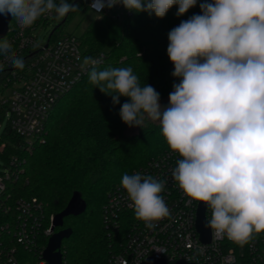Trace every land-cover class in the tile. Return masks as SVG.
<instances>
[{
    "label": "clouds",
    "instance_id": "9594fccd",
    "mask_svg": "<svg viewBox=\"0 0 264 264\" xmlns=\"http://www.w3.org/2000/svg\"><path fill=\"white\" fill-rule=\"evenodd\" d=\"M117 4L162 19L174 5L183 16L197 0H93L89 8L102 18L103 9ZM77 9L69 0H0V17L25 28ZM200 9L168 33L167 55L179 83L167 106L131 67L101 68L103 56L84 57L82 67L113 106L127 98L119 116L128 127L158 122L169 150L180 157L173 180L189 201L211 211L204 227L243 247L264 233V0H205ZM0 56L23 70L4 37ZM120 184L147 228L170 216L162 195L166 181L138 172L123 174Z\"/></svg>",
    "mask_w": 264,
    "mask_h": 264
},
{
    "label": "trees",
    "instance_id": "16d2710c",
    "mask_svg": "<svg viewBox=\"0 0 264 264\" xmlns=\"http://www.w3.org/2000/svg\"><path fill=\"white\" fill-rule=\"evenodd\" d=\"M201 2L205 0H197L196 6L179 17L178 6L174 5L162 19L147 12H131L121 20L106 14L100 18L95 13L97 17L79 36L64 34L65 23L55 40L75 35L85 57L105 54L106 62L101 68L131 67L141 85L153 86L161 101L169 96L173 84L179 83L172 76L174 65L167 55L168 33L182 20L200 14ZM76 7L68 19L79 10L84 14L92 12L85 0ZM126 100L121 97L120 103L113 106L111 97L94 88L86 75L54 107L44 143L28 151L25 140L9 125L0 138V156L6 163L13 156L26 159L23 179L9 188L14 199H38L45 205L48 217L62 212L75 193L86 202V210L65 218L61 228L73 231L62 245L67 264H108L112 253L125 244L129 232L124 227L111 236L106 230L103 207L109 194L120 185L123 174H132L169 150L159 124L148 123L138 133L124 135L128 126L120 119L119 111ZM3 221L0 218V225ZM46 244L47 240L42 239L40 248ZM27 258L30 264L41 260L33 252H28Z\"/></svg>",
    "mask_w": 264,
    "mask_h": 264
},
{
    "label": "built area",
    "instance_id": "2783aa9c",
    "mask_svg": "<svg viewBox=\"0 0 264 264\" xmlns=\"http://www.w3.org/2000/svg\"><path fill=\"white\" fill-rule=\"evenodd\" d=\"M82 1L69 2H76L74 6H78ZM85 1L89 8L93 0ZM130 13L122 4L102 10V15H112L119 20ZM69 14L42 39L38 30L57 20L52 16L41 17L29 28L11 19L4 36L25 66L23 70L17 69L0 56V63L4 65L0 70V106L6 109L10 128L25 140L28 151L35 144L44 143L46 125L54 107L87 75L82 67L85 56L79 38L71 34L55 40ZM100 56L104 64V53L94 58ZM179 158L168 150L132 173L166 181L162 195L171 214L156 222L154 228H147L135 218L121 184L109 194L103 207L106 230L111 236L124 227L129 232L125 244L112 253L108 264H142L149 258L164 260L167 264H264V233L243 247L227 238H214L212 234L210 242L201 240L196 226L201 203L189 201L172 178L171 170ZM25 162L26 159L13 156L0 174V218L4 220L0 225V264H30L28 252L40 255L39 264H47L43 252L57 232L53 231L55 215L48 217L41 201L14 199L9 189L23 179ZM210 216L207 208L206 218ZM42 239H46L47 244L40 248ZM63 264H67L64 257Z\"/></svg>",
    "mask_w": 264,
    "mask_h": 264
},
{
    "label": "water",
    "instance_id": "95a60500",
    "mask_svg": "<svg viewBox=\"0 0 264 264\" xmlns=\"http://www.w3.org/2000/svg\"><path fill=\"white\" fill-rule=\"evenodd\" d=\"M11 19L12 18L10 16L8 18L0 17V38H3L6 35L8 30V25ZM63 23H65V20L63 21ZM86 207H87L86 202L82 199V196L79 193H75L72 199L70 200L69 204L67 205V207L62 212L54 216L53 231L63 228L65 218L70 216H77L83 213L86 210ZM206 209L207 206L201 203L197 213L196 226L201 236V240L205 243H208L210 242L211 239V229L204 227L206 223ZM72 233L73 231L70 228L61 229L55 232V234L49 239L47 247L43 252V259L47 262V264H63V255L61 252V248L64 240L69 239ZM142 264H167V263L164 260L149 258L146 261H144Z\"/></svg>",
    "mask_w": 264,
    "mask_h": 264
},
{
    "label": "rangeland",
    "instance_id": "374dc122",
    "mask_svg": "<svg viewBox=\"0 0 264 264\" xmlns=\"http://www.w3.org/2000/svg\"><path fill=\"white\" fill-rule=\"evenodd\" d=\"M96 17L97 15L93 12L84 14L83 11L79 10L68 19V21L63 27V33L64 34L73 33L79 36L84 31V29L87 27V25ZM63 19L64 17L52 21L50 26H47L46 28L44 27L39 28L38 34H39L40 39H42L49 30L53 29L54 26L58 25ZM168 97L165 99H162L160 103L164 106H167ZM148 123L158 124V122L146 121L145 125H147ZM8 125H9V121H8L6 109L0 106V138L3 135ZM139 130H140V127H133V128L128 127L126 131L124 132V135L130 136V135L138 133ZM5 169H6V161L0 156V174L3 173Z\"/></svg>",
    "mask_w": 264,
    "mask_h": 264
},
{
    "label": "flooded vegetation",
    "instance_id": "af4514ba",
    "mask_svg": "<svg viewBox=\"0 0 264 264\" xmlns=\"http://www.w3.org/2000/svg\"><path fill=\"white\" fill-rule=\"evenodd\" d=\"M76 6V5H75Z\"/></svg>",
    "mask_w": 264,
    "mask_h": 264
}]
</instances>
